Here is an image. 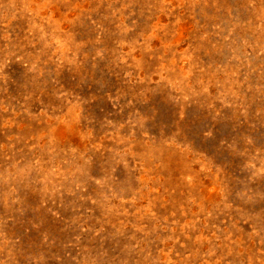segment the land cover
<instances>
[{
  "label": "rangeland",
  "instance_id": "obj_1",
  "mask_svg": "<svg viewBox=\"0 0 264 264\" xmlns=\"http://www.w3.org/2000/svg\"><path fill=\"white\" fill-rule=\"evenodd\" d=\"M0 264H264V0H0Z\"/></svg>",
  "mask_w": 264,
  "mask_h": 264
}]
</instances>
